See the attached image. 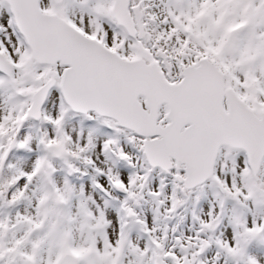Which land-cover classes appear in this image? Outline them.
<instances>
[{
    "label": "snow or ice",
    "instance_id": "obj_1",
    "mask_svg": "<svg viewBox=\"0 0 264 264\" xmlns=\"http://www.w3.org/2000/svg\"><path fill=\"white\" fill-rule=\"evenodd\" d=\"M0 264H264V0H0Z\"/></svg>",
    "mask_w": 264,
    "mask_h": 264
}]
</instances>
